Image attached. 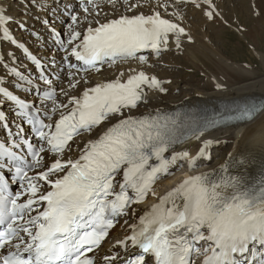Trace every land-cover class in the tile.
Masks as SVG:
<instances>
[{"label":"snow or ice","instance_id":"1","mask_svg":"<svg viewBox=\"0 0 264 264\" xmlns=\"http://www.w3.org/2000/svg\"><path fill=\"white\" fill-rule=\"evenodd\" d=\"M78 2L83 15L67 0H36L32 5L52 16L63 11L70 17L66 38L56 48L67 69L66 87L59 92L54 79L42 70V61L10 35L5 24L13 18L4 14L0 4L3 39L22 49L26 59L41 69L42 82L25 76L15 66V55L8 52L12 65L2 66L17 78L13 87L34 95L31 100L16 95L3 86L0 76V129L5 131L0 140V264H193V253L203 255L202 264H264V178L251 182L231 175L229 159L211 172L185 175L163 195L155 191L157 181L170 176L178 161L187 158L192 169L198 161L210 160L209 148L219 143L204 138L210 130L231 122L259 121L264 127V100L236 105L226 110L228 115L217 112L180 121L153 111L132 114L150 102L149 91L164 93L163 85L170 83L145 71L130 68L126 80L117 77L86 86L88 74L100 72L105 64H146L143 51L161 58L173 45L180 51L182 38L193 42L182 26L185 9L199 10L214 21L223 19L218 5L213 0ZM118 4L125 14L108 18L104 8L115 9ZM145 7L150 14L139 11ZM17 23L26 29V20ZM43 23L50 34H56L47 19ZM55 64L53 54L49 66ZM82 84L80 95L70 94ZM6 103L27 128L17 119L8 121L2 110ZM103 125L107 127L83 147L76 143L79 137H92ZM188 140L200 141L195 155L183 148L175 150ZM74 144L75 158L67 155ZM10 184L16 185L15 191ZM149 195L156 202L136 222L125 220L126 234L100 253L119 218L130 214L135 218V205ZM200 242L208 245L203 253L197 247Z\"/></svg>","mask_w":264,"mask_h":264},{"label":"bare ground","instance_id":"2","mask_svg":"<svg viewBox=\"0 0 264 264\" xmlns=\"http://www.w3.org/2000/svg\"><path fill=\"white\" fill-rule=\"evenodd\" d=\"M25 3H27L28 7L19 8L17 5H19V0H0V4L3 5V11L4 14L10 17H14L15 20H12L11 22L13 24L11 28L10 24L7 25V22L5 26L9 29L10 35L16 39L20 40H26V37L30 35L32 31H38L40 34L39 38H43V43H38L39 40L31 38L35 43H37L38 51L44 56V58L49 62V58L55 54L56 64L52 65L50 68V71L55 74V77L60 76L63 72H67L64 67L61 64V54L56 52V47L54 45H51V39L52 35L50 34V31L48 27L43 23L45 19L47 21L53 20V17H49L48 13H45L38 9V7L34 8L32 5L36 3V0H23ZM153 1V0H152ZM134 3L135 0H132ZM213 2L218 5V10L221 13L222 18H225L228 14L229 7H232L231 11L235 12L236 8L239 10L236 3H233L232 1L228 2L223 6V3L220 2V0H213ZM11 3V5H10ZM155 4V2H152ZM17 4V5H16ZM13 5V6H12ZM16 5V6H15ZM251 5L257 8V11L261 12L264 17V0H251ZM78 6V5H76ZM11 8V10L7 9ZM15 8V9H13ZM244 8V7H243ZM23 11H20V10ZM78 13L83 15L82 9L78 8ZM10 12H9V11ZM125 8L122 5H117L115 9L112 8H104V12L108 14V18H115L118 17L121 14H125L124 11ZM161 12V15L165 18L172 19V17L168 14H166L163 9H158ZM139 11L144 12L145 14H150V9L145 7L141 8ZM169 13L171 12V9L168 10ZM104 12L101 13V19L103 20ZM133 14V13H130ZM200 15L203 17L202 13L199 10L192 9V16L193 15ZM31 15V16H30ZM33 22L29 21V23L37 24V22H41L40 26H36L34 29H29V31L22 30L19 26L17 21L23 19H32ZM227 18V17H226ZM37 20V22H36ZM184 22V21H183ZM182 22V24H183ZM186 22V21H185ZM188 24V22H187ZM262 24H264V21H262ZM261 24V25H262ZM67 25V23H66ZM186 25V23H185ZM190 25H194L197 27V24L194 22H190ZM61 32L64 35V38H66V26L63 24H59ZM184 26V25H183ZM189 26V24H188ZM84 27V26H82ZM200 28V26L198 27ZM17 31H14L16 30ZM195 27L193 28V32L189 33L193 36V42L187 43L185 41V38H182V48L184 47V54H186L188 57L192 58L191 60H194L196 57L200 61V58L198 57V53L202 54L204 52L201 37L198 35H203L196 32V35H194ZM250 30V29H249ZM12 31V32H11ZM205 34V33H204ZM0 42L2 47H5L4 50H2L4 64L12 65V61L10 60L8 56V52L11 51L13 53L14 48L10 46L8 42H6L3 39V33L0 32ZM201 47V48H200ZM172 49L174 50V45L172 46ZM16 58H20L21 56L17 51V56L15 53H13ZM203 55V54H202ZM227 58V57H226ZM153 60V59H152ZM223 64H228L229 62L224 60L222 62ZM264 63V58H263ZM24 64V61L20 63H16V67H20ZM1 66V65H0ZM229 67V66H228ZM135 69L138 71H145L147 75L149 76H156L157 68L153 65H151V61L148 60L146 64H139L138 61H129V62H117L115 65L109 66L108 64L104 65L100 72H91L87 76L88 84L86 86H94L98 82L103 81H110L114 80L117 77H120L122 80H126L128 75L131 74L129 72V69ZM231 68V67H230ZM264 68V67H263ZM2 69L6 73V75H0L4 78V83L6 85H10L14 78L13 76H9L7 74L6 69L2 66ZM240 69L245 70V75L248 77L246 79L245 76L240 77L241 79H233L232 77H235V73L238 70L233 71L227 70L220 74H218L216 71L210 72L208 80L206 82H200L198 86L194 88L193 91L190 92H183L182 95H180L177 98V101L174 100L178 105L180 106H186V107H193V108H219L223 104H239L241 101H244L246 103H251L253 101H261L264 100V72L261 74H256V72L251 71L248 68L241 67ZM156 70V71H155ZM264 71V69H263ZM121 72L124 73V75L121 77ZM167 72L165 70L161 71L159 74V77L161 73ZM259 72V71H258ZM66 74V73H65ZM64 74V75H65ZM244 75V74H243ZM208 76V74L206 75ZM62 77V76H61ZM65 77V76H64ZM158 78V76H156ZM239 77V76H238ZM63 78V77H62ZM168 78V77H167ZM55 80V78H53ZM65 79V78H64ZM176 79V78H175ZM65 81V80H64ZM61 80H55L56 87L60 89L61 86L66 87ZM236 81H240L241 83L237 86L233 85L236 83ZM178 82H181L180 80H173L171 84L163 85L165 88L175 87L178 86ZM219 83L222 85L221 88H217L216 84ZM85 85H81L78 89L69 90L70 94L72 95H78L83 91V88ZM172 91V90H171ZM149 97L150 102L148 104H141L137 109L133 110V115L142 114L145 111H153L154 114L160 112V111H169L175 109V107H172L171 104H173V100L171 96H164L167 98L166 101H163V96L161 93H157L154 91H149ZM61 101L67 102L66 99H61L58 97ZM184 98V99H183ZM50 106V105H49ZM107 127V125H103L101 128L97 129L95 133H93L92 137L89 136H82L77 138L76 143L79 144L80 147H83V143L86 142L87 139L94 138L100 131H103V128ZM243 133V135H241ZM214 138L219 140L218 144H215L217 146H222L226 143V141H230L231 145L228 147V150L226 153L221 155L220 160L218 163H215L213 165H209L205 170L203 171H192L188 168V166L184 167V173L183 175H188L189 173L195 174V173H202V172H211L213 170H216L219 168L220 165L224 164L225 161H228L229 159L232 160V165L229 169V173L231 175H240L244 177L246 180L251 182L259 181L260 179L264 178V127L260 126L259 121L252 124H246V123H235V124H228L227 126H222L218 128L217 130H213L205 135L204 138ZM200 147V141L196 140H188L185 143L181 145H177L175 150H181V148L186 149L189 151L191 155H195L197 150ZM74 150L71 153H68L67 155H70L72 157H75L78 153L75 151V144L73 145ZM231 154V157L229 156ZM241 158L242 162H241ZM188 161L187 158L184 159V161ZM185 161V162H186ZM188 163V162H187ZM178 167L177 169H179ZM183 170H181L183 172ZM180 171V172H181ZM181 172V173H182ZM171 176V177H170ZM169 177L165 178L163 181L156 183L155 185V191L157 193V196H159L164 190H169L172 186H174L177 182L181 180L177 179V176L175 174H171ZM160 186H165L164 190H160ZM163 190V191H162ZM153 201H156V198L149 195L144 204L147 203L151 204ZM144 204H138V206L135 207L136 209V216L135 218L130 214L127 217H124L123 219L127 220L128 224L136 222V219L138 215L143 214V211L145 210ZM127 232V225L121 222L118 223V225L112 230V239H110L111 242L115 241L116 239L122 238ZM106 242L105 245H108L111 242Z\"/></svg>","mask_w":264,"mask_h":264},{"label":"rangeland","instance_id":"3","mask_svg":"<svg viewBox=\"0 0 264 264\" xmlns=\"http://www.w3.org/2000/svg\"><path fill=\"white\" fill-rule=\"evenodd\" d=\"M230 1L236 3L239 10L236 8V11L233 12L231 11L232 7H229V12L226 15L227 18L225 17L221 19L220 17H217L214 21H208L206 17H201L198 14L192 16V8L185 9L186 16L183 20L184 22L182 26L184 25L188 33H192L193 28L195 27L196 30L194 31V35H196L197 31L203 34L198 35L199 37H201L202 43L204 44L203 48L200 47L204 50V52L202 53L203 55L200 54V52L198 53L200 61L197 59V57L194 60H191L192 58L184 54V47L180 51L172 49L171 52L164 54L161 58L149 55L147 51H144L142 53L148 56V60L151 61V65L155 66L157 68V71H159L158 73H156L158 79L162 81H170V83H165L164 85L171 84L172 79L181 81L178 82V86L166 88L167 91L161 93L163 96V101L167 100V98L164 97L166 95L172 97L170 98L171 100H173V104H171L172 107L177 106L174 100L177 101V98L182 95L183 92L193 91L200 82H206L208 80L210 72L216 71L218 74H220L227 70L233 69V71H235L238 69L234 75L235 77H232L233 79H236V77L238 79H241L240 77L242 76H245L244 79L248 78L245 75V70L240 69L241 67L248 68L251 71L256 72V74H262L264 72V24H262V21H264L263 14L257 11V8L255 6L253 7L251 5V0H220V2L223 3V6ZM152 2H155V0H153ZM22 4L24 5V8L28 7L24 2H22L21 5ZM17 6L19 8L22 7L20 6V4ZM7 9L11 10V8ZM20 11L23 10L21 9ZM32 20L33 18L27 19V24L31 25L29 21L33 22ZM190 22L196 23L197 27L195 25L194 27L193 25H190ZM64 26L67 25L64 24ZM199 26L200 28H198ZM10 27L14 28L12 27V25ZM185 41L187 43L189 42L187 38H185ZM224 60L228 61L229 63L223 64L222 62ZM163 70L167 72L161 73V77H159V75L157 74H159ZM65 73L66 72H63L60 75V77H63H61L60 79L61 82H63L64 80L66 81L67 79ZM207 74L208 76H206ZM4 79L6 80L7 78ZM240 83V81H236L233 87L237 86ZM63 84L66 86V83ZM57 89H59V87ZM59 97L61 99H64L63 96ZM230 145V141H226V143L222 146H217L214 144L209 148L207 153L210 154V160L206 157L198 161L197 166L195 168H192V170L196 172L205 170L202 164L204 162H207L208 165L218 163L221 155L226 153ZM182 163L183 161H180V166ZM178 167L179 166H177V168ZM177 168L174 172L176 176L182 174L180 171L183 167L179 169ZM167 177L169 176L163 177L159 182L163 181ZM164 188L165 186H160V190H164Z\"/></svg>","mask_w":264,"mask_h":264}]
</instances>
